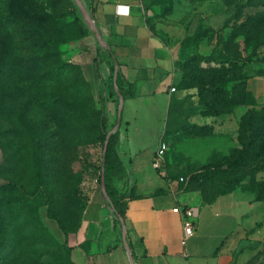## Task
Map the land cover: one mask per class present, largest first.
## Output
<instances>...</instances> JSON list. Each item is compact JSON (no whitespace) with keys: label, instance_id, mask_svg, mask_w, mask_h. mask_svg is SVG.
<instances>
[{"label":"rangeland","instance_id":"1","mask_svg":"<svg viewBox=\"0 0 264 264\" xmlns=\"http://www.w3.org/2000/svg\"><path fill=\"white\" fill-rule=\"evenodd\" d=\"M3 5L2 14L7 10ZM16 13L30 25L12 23L0 30V38L15 31L5 44L6 68L19 70L15 78L20 85H32L17 89L16 119L7 115L4 120L0 184L22 181L32 188L30 212L20 222L35 232L32 223L39 213L65 249L55 248V257L28 256L25 264H78L66 237L79 228L91 194L100 187L106 150L100 134L110 97L104 82L93 86L82 66L89 52L84 40L94 27L78 0H28ZM153 19L177 47L180 76L169 115L163 104L153 114L148 106L143 113L134 111L132 119L130 104L120 111L121 129L133 145L130 157L151 164L165 140L170 167L201 190L203 202L236 189L260 188L264 196V120L259 133L257 123L248 131L243 124L249 108L264 107L257 101L258 78L264 76V0H162ZM99 45L97 56L105 48ZM12 75L3 78L6 113ZM242 106L248 109L241 112ZM213 110L220 114L210 115ZM26 123L28 128H22ZM36 129L39 147L33 164L18 149ZM31 233L21 238L29 245Z\"/></svg>","mask_w":264,"mask_h":264},{"label":"crops","instance_id":"2","mask_svg":"<svg viewBox=\"0 0 264 264\" xmlns=\"http://www.w3.org/2000/svg\"><path fill=\"white\" fill-rule=\"evenodd\" d=\"M78 1L94 22L84 40L89 46L82 65L87 77L99 87L109 81L115 66L136 87L137 95L124 99L122 105L111 95L107 104L112 128L121 118L116 151L125 174L117 178L116 185L134 191L124 221L127 239L99 187L88 200L81 225L66 237L74 260L78 264H264V200H257L255 192L236 189L203 202L201 191L189 181L181 182L182 172L170 167V162L157 170L153 162L145 164L139 156L130 157L133 145L121 129L120 111L130 104L132 119L134 111L143 113L148 106L146 110L153 114L163 104L169 115L177 92L171 88L180 76L178 50L153 19L162 0ZM99 42L105 48L97 56ZM257 97L259 103L264 102V76L258 78ZM247 109L242 106L240 111ZM177 206L197 211L195 232L185 245L184 216L173 210Z\"/></svg>","mask_w":264,"mask_h":264},{"label":"trees","instance_id":"3","mask_svg":"<svg viewBox=\"0 0 264 264\" xmlns=\"http://www.w3.org/2000/svg\"><path fill=\"white\" fill-rule=\"evenodd\" d=\"M28 0H0V6L4 3L6 5V13H0V30L5 29L4 25L11 26L12 23H20L21 26L29 28V22L24 20L23 17H20L17 13L13 14V11L21 4ZM31 1V0H30ZM8 27V28H9ZM7 29V28H6ZM15 37V31H11L8 35H4L0 38V148L3 149L5 142V130H4V120L6 116L9 115L10 118L16 119L15 113L17 108V95L15 94L17 89L29 90L31 83H25L23 86L20 85L15 75L19 71L17 68L10 70L6 68L8 52L6 51V43ZM27 63V62H25ZM178 65V60H177ZM65 66V64H63ZM63 68V67H62ZM15 71V72H14ZM23 71V70H22ZM13 73V84L11 92V98L9 94V110L6 113V95L3 78L6 74ZM106 85V91L108 96L115 95L118 100L121 98H133L137 95V89L133 84H129L122 77V74L115 66L111 69V76L109 81L104 83ZM25 100H29L26 98ZM26 102V101H25ZM119 102V101H118ZM27 104V102H26ZM120 102L118 103V105ZM43 108V102H39V108ZM210 115L216 116L220 114L219 110H213L209 113ZM121 118L119 117L118 120ZM264 120V107L260 110L254 111L252 108H249L246 112V115L243 119V124H247V131L250 129L251 125L257 123L255 132H257L260 122ZM258 122H252V121ZM252 122V123H251ZM106 126H109L108 116L102 118V131L100 141L107 148L104 150L103 160L105 164V169L101 172L98 182L100 188L102 187V178H105V190L108 195L110 204L116 215L117 225L122 231V226L127 216V208L129 199L134 197V191L127 186H124L122 189H119L116 185L117 178H122L125 174V168L120 160L118 153L116 151V144L119 139V130L110 133V131L105 130ZM22 128H28V123H26ZM112 129V127H111ZM35 135L27 134V139L20 141L21 146L18 149L19 151L25 152L24 156L28 159L29 163L34 164L35 156H33L34 150L39 147L37 142V135H39V130ZM103 162V161H102ZM20 185L19 187H17ZM260 186V185H259ZM256 193L257 200H264V196L261 194V189H249ZM201 191V190H200ZM229 192V191H227ZM225 193V192H224ZM223 194V193H221ZM35 195V192L32 188L26 187L24 182L21 184L19 182L15 183L13 186H8L7 184H0V264H25L26 257H34L40 255L38 259H42L44 254H49L50 257H55L57 254L55 248L59 246L63 249L62 244L58 241L57 237L50 231V229L40 220V214H34L36 219L32 224L36 226L35 232L32 230L31 226L28 223H21V219L29 214V204L33 201L31 197ZM220 195V194H219ZM30 196V197H29ZM218 196V195H217ZM216 196V197H217ZM207 200L206 202L212 201ZM28 205V210L26 209ZM10 217L6 216V213ZM78 229L76 227L75 231ZM32 232L34 235V240L30 242V245L22 241V236L26 233ZM48 247V249L46 248ZM70 247V246H69ZM72 250V247H70ZM65 250V249H63ZM67 251V250H66ZM69 260V258H68ZM40 261V260H38Z\"/></svg>","mask_w":264,"mask_h":264},{"label":"built area","instance_id":"4","mask_svg":"<svg viewBox=\"0 0 264 264\" xmlns=\"http://www.w3.org/2000/svg\"><path fill=\"white\" fill-rule=\"evenodd\" d=\"M144 2V0H140ZM89 22V21H88ZM89 24L94 27V22H89ZM103 43V42H101ZM172 91H176L177 88L173 86L171 88ZM121 100V99H120ZM167 150H168V145L166 141H162L160 144V147L158 151L156 152L154 159H153V166L157 170L164 169V166L166 165L167 162ZM180 181L183 183H187L188 179L184 176L180 177ZM175 212L182 213L184 216V237L182 239V243L185 245L187 242V239L191 237L194 232H195V222H194V217L197 214V211L193 207H184L181 208L180 206H177L173 209Z\"/></svg>","mask_w":264,"mask_h":264},{"label":"water","instance_id":"5","mask_svg":"<svg viewBox=\"0 0 264 264\" xmlns=\"http://www.w3.org/2000/svg\"><path fill=\"white\" fill-rule=\"evenodd\" d=\"M78 2H79V1H78ZM84 15H85V18L87 19V21H89V22H93V19L88 15L87 11H84ZM100 40H101V38H100ZM101 42H103V41L101 40ZM120 101H121V104H120V105H122L123 102H124V99L121 98ZM120 108H121V106H120ZM119 123H120V120H119L118 124L116 125V127L114 128V130H113L112 132H115V131L118 130V125H119ZM112 132H110V133H112ZM106 148H107V143H106L105 149H106ZM103 163H104V160H103ZM102 189H103V191H104V193H105V196L108 198V195H107L106 190H105V178H104V176H103V178H102ZM122 228H123L124 238H125V240H126V239H127V230H126V228H125V224L122 226Z\"/></svg>","mask_w":264,"mask_h":264}]
</instances>
